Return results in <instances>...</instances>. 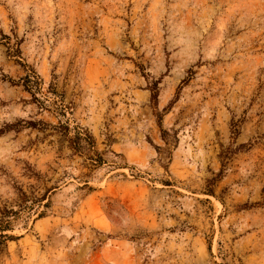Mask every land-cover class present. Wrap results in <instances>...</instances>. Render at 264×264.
I'll return each mask as SVG.
<instances>
[{
    "label": "rangeland",
    "instance_id": "374dc122",
    "mask_svg": "<svg viewBox=\"0 0 264 264\" xmlns=\"http://www.w3.org/2000/svg\"><path fill=\"white\" fill-rule=\"evenodd\" d=\"M19 121L0 264H264V0H0Z\"/></svg>",
    "mask_w": 264,
    "mask_h": 264
},
{
    "label": "trees",
    "instance_id": "16d2710c",
    "mask_svg": "<svg viewBox=\"0 0 264 264\" xmlns=\"http://www.w3.org/2000/svg\"><path fill=\"white\" fill-rule=\"evenodd\" d=\"M3 80H7L9 81L10 83H12L13 85H16V86H23V88L25 89V91L29 92L32 94L33 96V100L37 101V98H36V93L39 92V87H40V79L36 76V75H26L25 77H22L20 78L18 81H14L13 79L7 77L6 75H3ZM160 81H156L153 83V94H152V99L153 101L156 100L157 98V94H156V90H157V86L159 84ZM174 102H172L171 104H173ZM158 119H159V124H161V115H157ZM48 125L45 124L44 122L42 121H39V122H33V121H29V122H25V121H19L18 123L16 124H6L5 127H3L2 129H0V136L1 135H4L5 133H8L10 131H15V132H20L21 130L23 129H26V128H32V129H41V130H46L48 129ZM57 132H60V133H64L66 135L69 134V126L68 125H60V126H55L54 127ZM83 138L80 136V134H77L76 138L75 139H70L71 143L74 144V145H77L79 146V142L82 140ZM90 139V138H89ZM85 140V139H84ZM91 140V139H90ZM74 149H76L78 151L79 149V152H80V147H73ZM84 148V147H82ZM10 214H16V212H8V213H5L3 215V225H0V231L2 233L10 230V217L11 215ZM2 238H7L6 235H1Z\"/></svg>",
    "mask_w": 264,
    "mask_h": 264
}]
</instances>
